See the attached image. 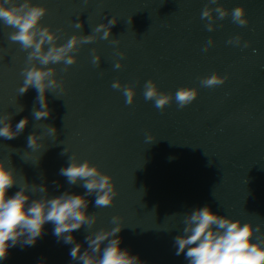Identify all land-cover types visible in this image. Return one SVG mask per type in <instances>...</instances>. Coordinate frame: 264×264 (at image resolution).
Masks as SVG:
<instances>
[{"label": "water", "instance_id": "water-1", "mask_svg": "<svg viewBox=\"0 0 264 264\" xmlns=\"http://www.w3.org/2000/svg\"><path fill=\"white\" fill-rule=\"evenodd\" d=\"M32 2L48 9L41 23L61 30L59 44L74 34L90 35L98 24L117 18L112 37L83 45L75 53L77 63L66 72L63 63L49 65L57 69L65 91L46 93L51 115L40 121L32 116L33 107H40L37 91L18 93L27 52L9 41L13 29L0 22V115L13 114V130L21 119L29 120L17 138L0 137V160L16 170L18 186L25 179L46 186L49 197L65 191L84 195L86 189L59 174L75 154L111 175L119 193L112 206L103 208L95 207V194L86 197L87 214L96 213L98 220L92 229L82 226L72 233L81 252L88 247V231L110 230L112 217L119 215L125 225L118 233L121 248L143 264H188L184 254L175 255L174 237L183 233L184 215L206 205L217 215L261 225L254 242L264 236V0H218L229 16L215 20L212 32L201 19L208 0ZM237 6L245 8L247 26L232 22L231 10ZM75 22H82V30ZM237 35L241 45L227 43ZM209 38L214 44L204 52ZM112 39H119V45ZM245 41L250 42L247 48ZM92 49L101 56L100 67L91 62ZM117 50L126 53L120 69L114 68ZM213 73L228 80L202 87L200 78ZM149 79L173 94L163 111L144 99ZM116 80L135 87L133 104L127 105L122 91L111 87ZM180 87L199 90L184 109L174 99ZM47 125L56 128V135L48 134ZM33 133L44 134L37 151L27 147ZM149 134L155 138L151 144L146 142ZM65 148L68 152L62 154ZM29 194L31 199L44 195L31 188ZM53 229L46 223L34 246L11 247L0 264H81L70 256L74 245L58 241Z\"/></svg>", "mask_w": 264, "mask_h": 264}, {"label": "clouds", "instance_id": "clouds-1", "mask_svg": "<svg viewBox=\"0 0 264 264\" xmlns=\"http://www.w3.org/2000/svg\"><path fill=\"white\" fill-rule=\"evenodd\" d=\"M87 3V0H85ZM211 5H217L215 8ZM48 9L40 4H34L32 0H0V22L4 26L13 29L8 35L9 41L18 43L20 49L27 52L26 66L21 70L23 84L18 88L19 96L28 92L30 88L37 91L36 101L40 107L35 106L32 116L40 121L51 115L46 93H63L64 82L57 78V69L49 65L63 63V71L77 63V56L81 47L100 40H109L112 37L111 29L117 23L113 16L106 23L98 24L90 35H72L65 43L59 44L61 36L57 29L53 31L50 26L42 25V18ZM218 13L214 16L213 13ZM229 16V10L218 4V0H208L202 10L201 19L207 20L206 29L214 31L215 20H223ZM232 22L239 26H247L249 20L243 6H237L231 10ZM74 27L82 30V22H75ZM242 37H231L227 43L235 46L241 45ZM113 45H119V39H112ZM214 44L209 38L203 48L207 52ZM250 46V42H243V47ZM255 51V49L253 50ZM119 57L114 64L115 69L123 67L122 60L125 52L116 51ZM91 62L100 67L101 56L96 49L91 50ZM227 75L213 73L200 78V85L205 88H215L225 84ZM111 87L122 91L126 97L125 103H134L136 89L131 84H122L119 80L112 83ZM144 99L153 101L158 110L168 106L173 101L172 93L159 90L154 80H147L144 84ZM199 90L195 87H180L174 94L178 109H184L192 104L198 97ZM58 98V97H56ZM23 111V107L19 112ZM17 112V114L19 113ZM12 113L0 115V137L6 140L17 138L23 133L29 123L27 117L21 119L13 130L11 123ZM48 134L56 135V128L47 125ZM44 134H30L27 137V147L37 151L43 147L41 141ZM146 142L153 143L152 135L146 136ZM63 143V142H62ZM65 148L62 154H66ZM69 164L59 170V174L67 178L70 185L80 184L86 192L77 195L68 191L59 196L49 197L47 187L37 186L24 182L18 186L16 170L9 168L3 160H0V261L7 259L8 250L20 244L34 246L37 239L42 236L44 225H54L53 234L58 241L64 244L74 245L70 256L73 261L81 264H143L138 255H131L128 249L121 248V238L118 236L125 225L122 217L113 216L111 223L115 226L110 230L101 228L97 231H88L85 242L88 247L81 252L82 245L75 241L72 233L82 226L92 229L97 223L96 213L87 214L89 201L87 196L95 194V207H110L119 194L111 175L103 172L99 165L90 160L79 161L75 154L69 156ZM18 186L19 190L12 196L8 195L9 189ZM29 188L33 193L40 192L44 195L31 199ZM175 215V214H173ZM183 233L174 237L175 255H185L188 264H264V236L257 242L253 238L261 229V225L255 227L251 222L242 223L239 219H231L227 216L217 215L209 206L192 209L183 217Z\"/></svg>", "mask_w": 264, "mask_h": 264}]
</instances>
